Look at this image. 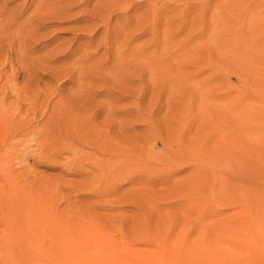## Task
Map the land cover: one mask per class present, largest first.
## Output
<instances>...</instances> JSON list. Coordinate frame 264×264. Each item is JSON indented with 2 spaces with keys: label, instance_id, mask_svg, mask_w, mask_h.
<instances>
[{
  "label": "rangeland",
  "instance_id": "1",
  "mask_svg": "<svg viewBox=\"0 0 264 264\" xmlns=\"http://www.w3.org/2000/svg\"><path fill=\"white\" fill-rule=\"evenodd\" d=\"M0 110V264H264V0H0Z\"/></svg>",
  "mask_w": 264,
  "mask_h": 264
},
{
  "label": "bare ground",
  "instance_id": "2",
  "mask_svg": "<svg viewBox=\"0 0 264 264\" xmlns=\"http://www.w3.org/2000/svg\"><path fill=\"white\" fill-rule=\"evenodd\" d=\"M0 111H1V110H0ZM1 114H2V112H1ZM2 117H3V115H2ZM8 118H9V117H8ZM8 118H7V120H9ZM2 119H3V118H2ZM5 119H6V118H5ZM7 120H5V122H6ZM0 122H1V121H0ZM2 122H4V121H2ZM1 145H2V144H1ZM104 149H105V148H104ZM104 149H103V150H104ZM106 150H107V149H105V151H106ZM106 152H107V151H106ZM104 153H105V152H104ZM106 154H107V153H106ZM7 199H8V197H7ZM19 207H20V206H19ZM59 233H60V234H63V235L65 234V233H63V232H61V231H60ZM69 233H71V232H69ZM77 233H78V232H77ZM77 233H74V234H77ZM55 235H58V234H55ZM63 235H61V236H63ZM58 236H59V235H58ZM68 236H69L68 233H67V237L64 235V237H66V238H69ZM75 237H77V236L75 235Z\"/></svg>",
  "mask_w": 264,
  "mask_h": 264
}]
</instances>
